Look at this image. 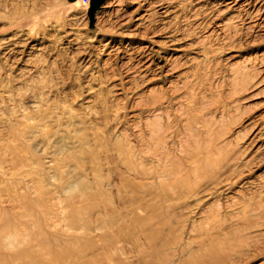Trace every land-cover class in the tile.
Segmentation results:
<instances>
[{
  "label": "rangeland",
  "instance_id": "rangeland-1",
  "mask_svg": "<svg viewBox=\"0 0 264 264\" xmlns=\"http://www.w3.org/2000/svg\"><path fill=\"white\" fill-rule=\"evenodd\" d=\"M0 264H264V0H0Z\"/></svg>",
  "mask_w": 264,
  "mask_h": 264
},
{
  "label": "water",
  "instance_id": "water-1",
  "mask_svg": "<svg viewBox=\"0 0 264 264\" xmlns=\"http://www.w3.org/2000/svg\"><path fill=\"white\" fill-rule=\"evenodd\" d=\"M107 0H92V7L97 9L101 7Z\"/></svg>",
  "mask_w": 264,
  "mask_h": 264
},
{
  "label": "bare ground",
  "instance_id": "bare-ground-1",
  "mask_svg": "<svg viewBox=\"0 0 264 264\" xmlns=\"http://www.w3.org/2000/svg\"><path fill=\"white\" fill-rule=\"evenodd\" d=\"M257 77V76H256ZM253 79V78H252Z\"/></svg>",
  "mask_w": 264,
  "mask_h": 264
},
{
  "label": "built area",
  "instance_id": "built-area-1",
  "mask_svg": "<svg viewBox=\"0 0 264 264\" xmlns=\"http://www.w3.org/2000/svg\"><path fill=\"white\" fill-rule=\"evenodd\" d=\"M87 1H89V0H87Z\"/></svg>",
  "mask_w": 264,
  "mask_h": 264
}]
</instances>
